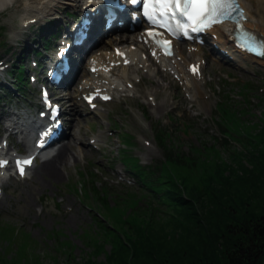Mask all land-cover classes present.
Returning <instances> with one entry per match:
<instances>
[{
	"label": "trees",
	"instance_id": "1",
	"mask_svg": "<svg viewBox=\"0 0 264 264\" xmlns=\"http://www.w3.org/2000/svg\"><path fill=\"white\" fill-rule=\"evenodd\" d=\"M223 114L242 150L224 158L223 146H204L205 151L194 150L197 157L188 158L159 137L166 160L153 182L141 176L146 190H127L110 206L104 189L83 184L86 197L92 193L94 206L116 224L109 229L94 217L98 231L82 234L93 254L84 264H264V110L261 125L246 124L234 112ZM183 188L190 201L180 195ZM107 243L109 254L104 250ZM61 244L71 247L66 241ZM102 252L105 260L96 262L93 257Z\"/></svg>",
	"mask_w": 264,
	"mask_h": 264
},
{
	"label": "rangeland",
	"instance_id": "2",
	"mask_svg": "<svg viewBox=\"0 0 264 264\" xmlns=\"http://www.w3.org/2000/svg\"><path fill=\"white\" fill-rule=\"evenodd\" d=\"M75 10L77 11L75 7L70 9H66L65 7L57 8L54 15L42 20L46 28L44 31L42 29L36 31L35 39L40 40L41 35L47 38L49 33L54 31L55 23L49 24V22L53 21L52 19L54 17L58 19L55 21H59L60 19L66 21L64 16H68L69 13H75ZM13 12L12 10L9 12H0V48L7 50L6 53H9L10 50V47L7 46L10 40L6 35L14 27ZM28 37L23 38L25 43L31 42ZM13 43L19 46L16 47V50L10 52L9 62L15 61L18 56V51L22 48L20 42ZM46 54L49 55L50 53L47 51ZM28 67L30 66L28 65ZM258 85L261 87L264 86L260 83ZM240 86L239 84L224 86L220 90L215 102L212 104H203L204 107L201 109L200 119L191 124H184L171 113V105L173 103L171 98L173 93L170 89L164 91L165 99L167 100L166 106H160L163 97L160 94L161 90L158 89L157 106L152 107L149 104L138 106L137 104H133V107L128 110L122 119L121 132H127L129 136L133 137L135 143L134 149L138 155H143L148 150L135 137H142L154 145L155 143L157 144L154 126L157 123H160L162 127L168 128L171 131L170 135L180 142L179 152L184 155H187L189 148L193 146H203L201 150H205L204 146L208 149L216 148L218 142H213L215 137L220 136V132L217 126L219 118L214 106L220 100L221 94L225 91L232 100L230 102L232 103L234 101L232 105L236 108L242 107L245 109L244 97L239 93ZM260 94L261 92L257 89L253 94L246 97L250 102V104L248 103L249 110L240 118L241 120L261 125L259 120L261 119L264 106L260 101ZM237 95L239 98H234ZM19 96L16 94L15 97L11 96L10 100L12 101H9L7 105L0 101V112L13 110L18 102H22V99L18 98ZM1 98L5 99V96L0 95ZM261 105L262 107H260ZM155 109L159 110V112L155 111ZM185 126L188 127L185 129ZM117 140L119 141V139ZM165 140L171 142L169 139ZM155 150L154 157H157L156 160L163 161L165 153L162 148L160 146L158 147L157 144V146L155 145ZM72 154L73 152L71 151L69 158L72 157ZM222 156L226 158L227 154L224 153ZM150 159L146 161L149 162ZM57 172L59 174L58 180L52 178L49 181L45 173L41 174L39 172L33 181L26 183L24 186L11 185L7 188L4 200L0 202V231L2 233V237L0 235V259H3V264H36V260H39V264H55V262L56 264H84L83 261L87 259L88 254L93 255L91 253L92 248L84 244L85 239L82 237V234L85 230H89L91 233L98 231V226L93 222V217L96 216L95 210H98L103 215L105 214L102 208L94 207L93 194L90 193L89 198H87L83 189H81L84 177L86 176L88 179L91 170L87 166L80 165V160L77 158L74 159V162L70 160L68 165L59 167ZM118 172L126 174L123 169H118ZM105 178L106 175L104 174L96 175L94 173L93 179L96 181V186H93L97 191L104 184H108ZM45 180L49 182L47 183ZM185 188L181 191V196L187 194L188 190H185ZM117 191L119 192L120 190ZM42 193H44L43 198H45V201H41L38 198H41ZM60 196L62 198L58 202L66 198L68 199L66 204L73 206L74 211L71 214H65L62 211L66 204L61 206L56 205L55 201ZM186 197L191 200L188 194ZM119 199L116 194H111L110 196L107 194L106 196V200L110 206L115 205L116 200ZM39 202L46 203V207H42V211L40 210L41 205H39ZM196 209L197 213L201 215V208L198 206ZM37 210H40V212L38 213ZM105 217L107 218V223H110L114 229L116 224L112 218L109 215ZM203 225H206L204 221ZM3 228L8 229L9 233H5ZM62 241H68L71 247L69 249L61 247ZM110 247L108 243L104 246L105 253L109 254ZM66 252H71L73 257H67ZM105 253L102 252L100 255L93 257L94 260L96 262L104 261ZM54 257L56 259L55 262L52 259Z\"/></svg>",
	"mask_w": 264,
	"mask_h": 264
},
{
	"label": "bare ground",
	"instance_id": "3",
	"mask_svg": "<svg viewBox=\"0 0 264 264\" xmlns=\"http://www.w3.org/2000/svg\"><path fill=\"white\" fill-rule=\"evenodd\" d=\"M88 3V0H0V12L2 11H21V15H23L19 20L20 22V30L12 29L8 32V36L10 41L16 42L18 39L22 38L23 25L25 22L30 21L32 19H42V18H49L50 16L56 13V9L61 8H79V6L85 5ZM86 7V6H85ZM253 7L263 9L264 7L253 5ZM66 12V11H65ZM248 21L246 22V26L249 27L254 32L260 34L264 38V16L255 15L251 11H248ZM62 13V12H61ZM28 45V44H27ZM69 145H64L59 149L58 154L56 157L52 158L50 162L40 165L36 171V175L40 172L41 174L45 173L47 179L49 181L54 178L55 180L59 179V174L57 169L59 167H63L68 163L69 156L71 154ZM74 157V153L72 154V158ZM44 177V176H43ZM47 183L49 181L45 180ZM4 196V194H3ZM2 196V197H3Z\"/></svg>",
	"mask_w": 264,
	"mask_h": 264
},
{
	"label": "snow or ice",
	"instance_id": "4",
	"mask_svg": "<svg viewBox=\"0 0 264 264\" xmlns=\"http://www.w3.org/2000/svg\"><path fill=\"white\" fill-rule=\"evenodd\" d=\"M156 3L162 5L160 10L161 15L165 14L164 6H167L168 4L175 3L177 8L180 7V0H156ZM183 4L184 12L182 14L186 15L188 19L198 22H202L206 19L215 21L220 11L225 7L226 0H183ZM150 18L153 17L150 16ZM260 54L264 56V51H262ZM193 71H196L195 67L193 68ZM3 163L6 162H0V164ZM27 163H30V161L18 162V165ZM20 172L23 174V167H20Z\"/></svg>",
	"mask_w": 264,
	"mask_h": 264
}]
</instances>
